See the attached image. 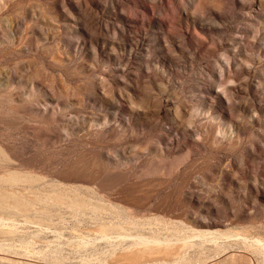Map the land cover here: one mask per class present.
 <instances>
[{
  "label": "rangeland",
  "instance_id": "rangeland-1",
  "mask_svg": "<svg viewBox=\"0 0 264 264\" xmlns=\"http://www.w3.org/2000/svg\"><path fill=\"white\" fill-rule=\"evenodd\" d=\"M0 264H264V0H0Z\"/></svg>",
  "mask_w": 264,
  "mask_h": 264
}]
</instances>
